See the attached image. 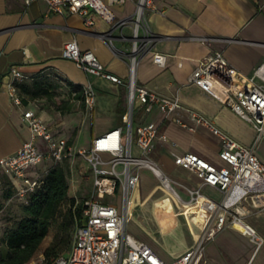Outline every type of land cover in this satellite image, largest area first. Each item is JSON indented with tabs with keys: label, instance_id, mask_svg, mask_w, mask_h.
Instances as JSON below:
<instances>
[{
	"label": "crops",
	"instance_id": "0c3cea01",
	"mask_svg": "<svg viewBox=\"0 0 264 264\" xmlns=\"http://www.w3.org/2000/svg\"><path fill=\"white\" fill-rule=\"evenodd\" d=\"M154 7L145 15L156 38L136 65V81L162 96L176 98L182 107L167 117L157 109L147 114L134 109V126L149 121L157 125L150 159L169 179V186L143 167L151 171L157 186L167 192L156 194L146 188L140 194L144 174L138 170V183L130 192L139 196L129 205L127 199V214L130 210L138 223L143 221L140 214L151 213L159 224L168 225L169 236L178 240L179 246L163 249L136 237L140 229L133 222L130 226L135 235L130 234L149 245L164 261H172L196 245L209 219L207 211L186 203L187 190L199 188L206 197L214 200L221 197L217 189L201 185L193 171L173 162L174 155L191 152L216 166L224 165L218 156L219 136L196 122L192 114L198 113L242 144L249 145L254 138L253 127L190 83V74L198 60L214 51H221L231 65L245 74H251L255 66L264 64V0H155ZM110 9L114 20L121 21L133 12L134 4L127 1ZM94 18V25L86 26L81 15L66 9L62 13H47L44 0H32L28 4L24 0H0V157L14 154L30 139L21 119L28 110L48 121L54 134L65 137L70 146L75 142L64 132L66 121L59 112H40L31 101H22L21 106L13 103L8 86L12 82L9 73L12 66L26 75V80L56 75L81 86L90 83L95 91L92 120L106 121L94 132L91 129V136L123 125L129 109L125 86L86 75L73 61L61 56L63 44L75 39L81 49L92 51L110 72L127 76L125 55L129 49L130 25L112 26L95 13ZM109 31L111 45L104 37ZM153 53L163 55V65L153 61ZM256 152L264 158V140L260 141ZM132 153L139 155L135 145ZM179 170L188 173V181L177 180L172 175ZM172 183L179 188H173ZM244 221L264 239V208L253 209ZM242 231L243 225L238 223L235 229L226 227L218 232L204 246V264H264V240L255 249Z\"/></svg>",
	"mask_w": 264,
	"mask_h": 264
},
{
	"label": "built area",
	"instance_id": "2783aa9c",
	"mask_svg": "<svg viewBox=\"0 0 264 264\" xmlns=\"http://www.w3.org/2000/svg\"><path fill=\"white\" fill-rule=\"evenodd\" d=\"M24 1L28 4L32 0ZM44 1L47 13H62L66 9L81 15L86 26L94 25L95 13L112 26L128 24L131 27L129 49L125 55L126 77L110 72L92 51L81 49L75 39L66 41L61 50V56L73 61L86 75L125 86L129 109L122 126L93 137L89 147L77 152L90 165L92 192L83 201L82 221L74 232L69 252L57 257L54 264H204L205 244L224 228L235 229L236 223L243 225L241 234L247 236L256 249L264 239L244 221V217L255 208H264V158L256 152L260 141L264 140V64L255 66L251 74H245L231 65L221 51H214L198 60L192 70L189 82L248 122L254 129V138L251 144H242L198 113L192 114L196 122L219 136L218 156L224 165L216 166L191 152L174 155L173 162L193 171L201 185L217 189L221 197L219 200L206 197L199 188L187 190L188 202L203 199L198 204L201 210L209 213V219L193 248L172 261H164L149 245L125 229L128 194L138 183L139 167L150 169L165 186H169V179L149 159L157 125L149 121L134 126L133 111L138 109L147 114L157 109L167 117L182 107L176 98L162 96L136 81V65L149 52L156 38L145 15L146 11L155 9V0ZM127 1L134 4L133 12L124 20H114L110 6ZM104 37L111 45V32ZM152 57L155 63L164 64L163 55L153 53ZM9 73L12 77L8 85L10 98L15 105L21 106L22 100L13 82H23L28 77L14 66L9 68ZM82 94L85 107L92 110L93 86L90 83L83 85ZM21 119L30 139L24 141L14 154L0 157V171L10 180L15 197L26 203L27 196L40 186L43 175L50 168L42 163L70 158L72 149L65 137L54 134L48 121L33 111H24ZM133 145L138 148L139 155L132 153ZM114 196L120 197V206L103 201L105 197Z\"/></svg>",
	"mask_w": 264,
	"mask_h": 264
},
{
	"label": "trees",
	"instance_id": "16d2710c",
	"mask_svg": "<svg viewBox=\"0 0 264 264\" xmlns=\"http://www.w3.org/2000/svg\"><path fill=\"white\" fill-rule=\"evenodd\" d=\"M37 79L33 78L32 84L13 82L23 102L27 101L25 95L35 97L49 93L46 85L35 81ZM67 85L72 97L80 100L84 107L82 86L72 82H67ZM57 109L66 113L71 107L59 105ZM68 159L52 163L40 186L27 196L26 203L21 202L22 216L0 237V242L7 249L6 255L0 257V264H27L38 255L43 256L44 264H54L57 257L69 252L74 232L82 221V206L86 197L79 200L71 193ZM0 179L2 184L9 186L4 197H15V189L3 172Z\"/></svg>",
	"mask_w": 264,
	"mask_h": 264
},
{
	"label": "rangeland",
	"instance_id": "374dc122",
	"mask_svg": "<svg viewBox=\"0 0 264 264\" xmlns=\"http://www.w3.org/2000/svg\"><path fill=\"white\" fill-rule=\"evenodd\" d=\"M35 81L42 82L43 85H46L49 93L47 95H40L35 97L25 95L24 97L26 98V100L31 101L40 112L45 111L49 114L59 112L62 115V118L66 121V124L63 127V129L65 130L64 132L69 135L71 140H75V142L71 144L72 156L68 159V181L70 184L71 193L80 200L82 197H87L91 194L92 181L91 168L89 163L85 158L78 155L77 152L79 148L87 147L91 137L94 136H91L90 134L91 129L94 132L100 126H103L106 121H96V119L94 118L92 120V110L85 111V105L83 107L80 100L72 97L73 94L72 91H70V87L67 85V82L59 76L54 75L40 77ZM23 83L32 84L33 80H25L23 81ZM59 105L70 106V112L61 113L57 109V106ZM44 162L42 164L47 167H50L52 164V162ZM138 170H141L144 174V176L141 177L140 181V194H143L146 188L152 189V191L154 190L156 194H165L167 192L162 186H157L158 183L153 179L154 176L152 175L150 170L143 169V167H139ZM179 171L180 172H178L177 174L172 173V175L177 180L188 181V173L183 170ZM172 186L175 189L179 188L174 183H172ZM8 187V185H4L0 181V237L4 235V233L14 225V222L22 216L21 201L13 195L8 199L4 197V192ZM168 192L170 195H172L171 191L168 190ZM138 196L139 193L137 194L130 192L128 194V205L133 203L134 200L138 198ZM103 201L112 203L115 206H120V197L117 196L105 197ZM139 216L143 221H138L137 223L134 221V218L129 210L125 223V229L127 232L135 235L133 233L134 230L130 226V223L133 222L140 229V233H138L140 235H135L136 237H139L145 241L149 240L150 242L163 249L180 245V242L178 240L172 239L169 236V228L167 224H159L157 219H155L151 213H146L142 216L140 214ZM151 228L153 231L151 230ZM151 231L153 232V234L151 233ZM6 250V246L2 242H0V255L5 256ZM27 264H44L43 256L38 255Z\"/></svg>",
	"mask_w": 264,
	"mask_h": 264
},
{
	"label": "bare ground",
	"instance_id": "6f19581e",
	"mask_svg": "<svg viewBox=\"0 0 264 264\" xmlns=\"http://www.w3.org/2000/svg\"><path fill=\"white\" fill-rule=\"evenodd\" d=\"M203 199L200 197L199 198V201H197V202H195V203H192V204H194V205H197L198 207H199V204L198 203H200V201H202ZM186 203H190V202H186ZM200 208V207H199ZM236 224H238V223H236Z\"/></svg>",
	"mask_w": 264,
	"mask_h": 264
}]
</instances>
